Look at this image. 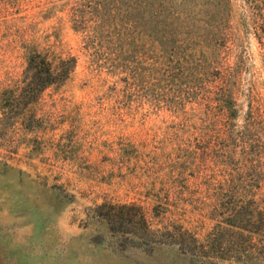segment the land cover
<instances>
[{"label":"rangeland","instance_id":"rangeland-1","mask_svg":"<svg viewBox=\"0 0 264 264\" xmlns=\"http://www.w3.org/2000/svg\"><path fill=\"white\" fill-rule=\"evenodd\" d=\"M36 51L77 66L27 105ZM242 177L264 206V0H0V264H264L211 214Z\"/></svg>","mask_w":264,"mask_h":264},{"label":"trees","instance_id":"trees-1","mask_svg":"<svg viewBox=\"0 0 264 264\" xmlns=\"http://www.w3.org/2000/svg\"><path fill=\"white\" fill-rule=\"evenodd\" d=\"M76 66L77 58L75 56L51 58L48 53L39 51L33 53L28 59L24 79L26 84L24 91L28 98L24 104L32 103L38 93L46 88L65 83L75 71ZM248 182L242 177L238 185H233L227 192H224L227 200L221 205L214 203L211 210V214L214 216L219 213L222 222L241 230L239 235H243L242 230L256 232L260 220L264 227V206H260V202L256 198L248 199L250 194ZM133 209L139 213L133 214ZM102 217L111 229L129 232L125 229L130 226L128 228H132L131 232L138 237L157 238L158 230L151 228L144 212H142V207L136 204H110ZM167 231L173 241H186L185 233L187 232ZM193 238L196 241V237L193 236Z\"/></svg>","mask_w":264,"mask_h":264}]
</instances>
